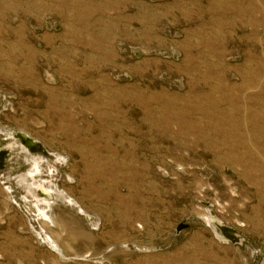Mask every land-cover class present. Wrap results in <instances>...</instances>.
Here are the masks:
<instances>
[{
    "label": "rangeland",
    "instance_id": "obj_1",
    "mask_svg": "<svg viewBox=\"0 0 264 264\" xmlns=\"http://www.w3.org/2000/svg\"><path fill=\"white\" fill-rule=\"evenodd\" d=\"M0 264H264V0H0Z\"/></svg>",
    "mask_w": 264,
    "mask_h": 264
},
{
    "label": "bare ground",
    "instance_id": "obj_2",
    "mask_svg": "<svg viewBox=\"0 0 264 264\" xmlns=\"http://www.w3.org/2000/svg\"><path fill=\"white\" fill-rule=\"evenodd\" d=\"M22 134H24V133H22ZM25 135L28 139H31L28 137L29 136L28 134L25 133ZM8 137L10 139L8 146H12V144H14V148L18 147V151H19L18 157L21 158L24 161V163L26 164V170H24V172L21 173L20 175H17V177L14 179L16 186L23 191L24 196L28 197V198H24V196H20V198H22L26 202H34V204H32V207L34 208V210H36V212H38V209L40 208V206H42V208H40V212H42V213L43 212H49L50 206H52V204H54L53 199L54 198L55 199L62 198V194H59L58 192H56V188L52 184H50V182H52V181L49 178H51L53 175V174H50V172H54V170H52V168H50L48 161L46 159H44L43 157L30 155L27 139L23 138L25 140V144H23L24 142H22L20 140L21 136L19 134H14V135L10 134V135H8ZM17 139L20 142H22L23 146H20ZM8 146H7V148H8ZM8 150H10V148H8ZM10 151H12V150H10ZM48 175L50 177H48ZM12 178H14V177H12ZM40 196H42V198H40ZM51 198H53L52 202H48ZM44 208H46V210H44ZM42 213H41V215H42ZM43 216H44V213H43ZM206 220H208V218ZM206 222L208 223V221H206ZM210 223H211V221H210ZM52 224H54V223H52ZM55 224H56V222H55ZM212 227H213V225H212ZM48 241H50V240H48ZM51 242H53V241H51ZM55 246H57V245H55ZM56 248H55V250H57ZM58 250H60V249H58Z\"/></svg>",
    "mask_w": 264,
    "mask_h": 264
},
{
    "label": "water",
    "instance_id": "obj_3",
    "mask_svg": "<svg viewBox=\"0 0 264 264\" xmlns=\"http://www.w3.org/2000/svg\"><path fill=\"white\" fill-rule=\"evenodd\" d=\"M17 134H19L21 136L20 140L22 142H24L23 144H25V140L23 138L28 140L29 149L34 147L35 143L31 139H28L25 134H22V133H17ZM18 159L20 160V158H18ZM209 216H211V215H209ZM214 223L216 224V231H217L218 235L220 236L221 240L226 241L227 243H231V244H238L239 243V242L238 243L235 242V239L238 235L233 229L219 225L215 222V220H214ZM186 227H187L186 225L181 224L178 228V231H181V230L185 229Z\"/></svg>",
    "mask_w": 264,
    "mask_h": 264
},
{
    "label": "flooded vegetation",
    "instance_id": "obj_4",
    "mask_svg": "<svg viewBox=\"0 0 264 264\" xmlns=\"http://www.w3.org/2000/svg\"><path fill=\"white\" fill-rule=\"evenodd\" d=\"M3 150V152H5V153H9V152H7L5 149H2Z\"/></svg>",
    "mask_w": 264,
    "mask_h": 264
}]
</instances>
